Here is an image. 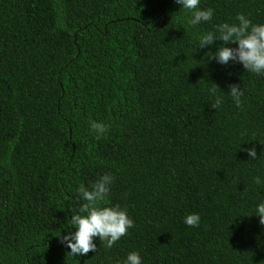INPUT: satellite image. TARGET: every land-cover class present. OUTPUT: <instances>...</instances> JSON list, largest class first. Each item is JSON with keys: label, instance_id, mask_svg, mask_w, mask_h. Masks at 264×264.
<instances>
[{"label": "trees", "instance_id": "obj_1", "mask_svg": "<svg viewBox=\"0 0 264 264\" xmlns=\"http://www.w3.org/2000/svg\"><path fill=\"white\" fill-rule=\"evenodd\" d=\"M207 8L212 21L189 27L175 0H0V264H123L133 251L143 264H264V75L209 62L220 41L193 53L237 14L264 24V0ZM90 121L109 131L96 139ZM106 173V206L135 226L72 257L60 238L77 189Z\"/></svg>", "mask_w": 264, "mask_h": 264}, {"label": "clouds", "instance_id": "obj_2", "mask_svg": "<svg viewBox=\"0 0 264 264\" xmlns=\"http://www.w3.org/2000/svg\"><path fill=\"white\" fill-rule=\"evenodd\" d=\"M175 3L191 13L187 19L189 27L210 23L213 19L214 10L212 8L201 10L200 0H175ZM235 19L237 23H221L215 25L212 31L201 34L193 53L215 46L216 42L220 41L222 43L214 54L211 51L206 53L209 62L215 61L220 65L240 64L247 72L264 75V24H253L244 14H237ZM229 89L227 95L232 98L237 108H242L244 96L242 87L232 84ZM218 90L220 89L215 83L208 89L210 95L216 97L215 103L211 104V108L215 110L223 103V98L216 95ZM89 124L92 132L96 134V139L105 136L110 128V125L95 121H90ZM244 151L251 159H256L255 147ZM114 181L115 177L111 173H106L90 188L81 184L77 189L78 200L82 199L84 203L72 210L71 219L68 220L75 231H68L67 235L60 238L61 243L70 249L68 255L76 257L97 252L95 238H99L105 247L111 249L135 226L126 208H121L118 204L106 206ZM255 183H261L259 177L255 178ZM255 213L254 216L259 217V224L264 226V202L257 205ZM199 222L198 214H189L184 219V223L189 227H198ZM123 264H143V260L139 252L133 251L127 255Z\"/></svg>", "mask_w": 264, "mask_h": 264}]
</instances>
